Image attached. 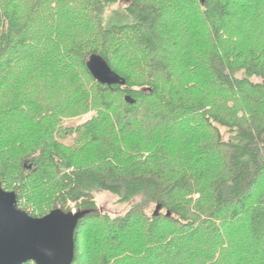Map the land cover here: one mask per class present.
<instances>
[{
  "label": "trees",
  "instance_id": "obj_1",
  "mask_svg": "<svg viewBox=\"0 0 264 264\" xmlns=\"http://www.w3.org/2000/svg\"><path fill=\"white\" fill-rule=\"evenodd\" d=\"M121 1L0 0L2 187L83 214L72 264H264V4Z\"/></svg>",
  "mask_w": 264,
  "mask_h": 264
},
{
  "label": "water",
  "instance_id": "obj_2",
  "mask_svg": "<svg viewBox=\"0 0 264 264\" xmlns=\"http://www.w3.org/2000/svg\"><path fill=\"white\" fill-rule=\"evenodd\" d=\"M93 79L102 85L119 83L118 75L101 59L90 61ZM83 214L52 210L33 217L18 206L14 191L0 181V264H72L74 237Z\"/></svg>",
  "mask_w": 264,
  "mask_h": 264
},
{
  "label": "rangeland",
  "instance_id": "obj_3",
  "mask_svg": "<svg viewBox=\"0 0 264 264\" xmlns=\"http://www.w3.org/2000/svg\"><path fill=\"white\" fill-rule=\"evenodd\" d=\"M260 4H264V0L258 1ZM127 4V0L121 1L119 4L110 7V8H105L102 14L103 18H109V16L112 14V12H121L123 7ZM257 40L259 42H264V34L263 32H259L257 35ZM254 82H258L259 80L254 78ZM93 115L92 112H89L83 116L79 121L77 120V123L74 125H80L83 122H86L87 120L91 119V116ZM95 202L98 210L106 215H109L110 217H118L123 214H125L128 209L130 208V203H119L118 199L107 193V192H96L95 194ZM72 207V205H70ZM73 208V207H72ZM73 213H75V210H72ZM199 239V240H198ZM201 237L195 238L194 244L197 241H200Z\"/></svg>",
  "mask_w": 264,
  "mask_h": 264
}]
</instances>
